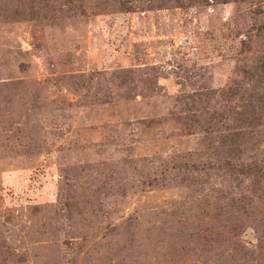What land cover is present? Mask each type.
Wrapping results in <instances>:
<instances>
[{"label": "rangeland", "instance_id": "obj_1", "mask_svg": "<svg viewBox=\"0 0 264 264\" xmlns=\"http://www.w3.org/2000/svg\"><path fill=\"white\" fill-rule=\"evenodd\" d=\"M0 264H264V0H0Z\"/></svg>", "mask_w": 264, "mask_h": 264}]
</instances>
